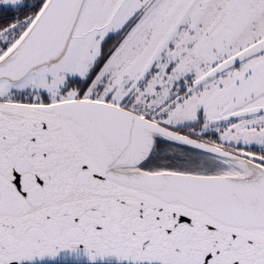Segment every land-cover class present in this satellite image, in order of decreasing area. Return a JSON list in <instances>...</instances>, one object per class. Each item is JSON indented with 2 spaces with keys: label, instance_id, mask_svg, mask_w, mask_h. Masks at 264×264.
I'll list each match as a JSON object with an SVG mask.
<instances>
[{
  "label": "snow or ice",
  "instance_id": "obj_1",
  "mask_svg": "<svg viewBox=\"0 0 264 264\" xmlns=\"http://www.w3.org/2000/svg\"><path fill=\"white\" fill-rule=\"evenodd\" d=\"M0 264H264V0H0Z\"/></svg>",
  "mask_w": 264,
  "mask_h": 264
}]
</instances>
